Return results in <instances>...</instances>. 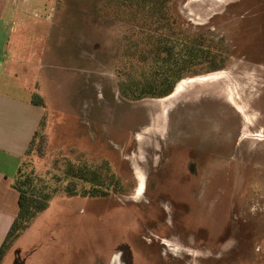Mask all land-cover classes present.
I'll use <instances>...</instances> for the list:
<instances>
[{
    "label": "rangeland",
    "instance_id": "374dc122",
    "mask_svg": "<svg viewBox=\"0 0 264 264\" xmlns=\"http://www.w3.org/2000/svg\"><path fill=\"white\" fill-rule=\"evenodd\" d=\"M27 1L11 36L35 54L20 65L47 111L22 174L108 161L127 192L55 197L0 264H264V0L172 2L179 28L214 40L225 61L189 67L183 80H208L166 112L121 94L147 66L128 63L141 32L108 0Z\"/></svg>",
    "mask_w": 264,
    "mask_h": 264
},
{
    "label": "trees",
    "instance_id": "16d2710c",
    "mask_svg": "<svg viewBox=\"0 0 264 264\" xmlns=\"http://www.w3.org/2000/svg\"><path fill=\"white\" fill-rule=\"evenodd\" d=\"M173 1H107L113 11L122 13L141 32L140 39H131L126 44V55L128 63L137 60L147 68L142 69L138 77L128 74L127 79L120 83V92L128 101L161 99L171 95L186 75L193 74L187 71L189 67L204 66L201 72L194 75L222 68L225 58L219 45L203 34L182 31L172 13ZM133 72L136 73V70L130 73ZM42 141L43 134L38 129L25 157L40 152ZM63 164L64 167L60 168L56 162L53 173L47 178L38 177L39 180L28 175L24 177L22 168H19L13 183L19 192V212L0 248V262L12 243L49 208L55 197L105 198L127 192L108 161L92 164L78 157L76 161L66 159Z\"/></svg>",
    "mask_w": 264,
    "mask_h": 264
},
{
    "label": "crops",
    "instance_id": "0c3cea01",
    "mask_svg": "<svg viewBox=\"0 0 264 264\" xmlns=\"http://www.w3.org/2000/svg\"><path fill=\"white\" fill-rule=\"evenodd\" d=\"M28 4L27 0H0V248L19 212L14 179L47 111L36 99V79L20 65V56L35 54L17 48V39L11 36L12 19Z\"/></svg>",
    "mask_w": 264,
    "mask_h": 264
},
{
    "label": "bare ground",
    "instance_id": "6f19581e",
    "mask_svg": "<svg viewBox=\"0 0 264 264\" xmlns=\"http://www.w3.org/2000/svg\"><path fill=\"white\" fill-rule=\"evenodd\" d=\"M207 80H208V78H204L202 80H194V79H190L188 81L183 80L182 86L179 89L176 88L175 91L171 95H169V96H167L165 98L159 99L158 101L161 102V103H163L165 105L164 111L166 112L171 107V105L173 104L174 100L178 97V95L181 92H183V90L187 87V85L197 83V81L205 82ZM145 184H146V179L145 180H142V185L143 186H142L141 192L137 195L138 199H140L141 197H143V192H144V189H145ZM137 197H136V199H137Z\"/></svg>",
    "mask_w": 264,
    "mask_h": 264
},
{
    "label": "flooded vegetation",
    "instance_id": "af4514ba",
    "mask_svg": "<svg viewBox=\"0 0 264 264\" xmlns=\"http://www.w3.org/2000/svg\"><path fill=\"white\" fill-rule=\"evenodd\" d=\"M233 132H242V129H238V130H236V131H234V130H232ZM218 132H220L219 130H218ZM143 194H144V192H143ZM138 199V198H137Z\"/></svg>",
    "mask_w": 264,
    "mask_h": 264
}]
</instances>
